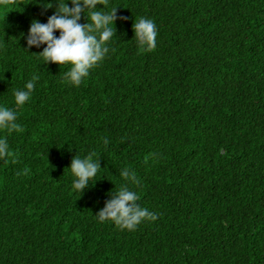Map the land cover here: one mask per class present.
<instances>
[{
    "label": "trees",
    "instance_id": "obj_1",
    "mask_svg": "<svg viewBox=\"0 0 264 264\" xmlns=\"http://www.w3.org/2000/svg\"><path fill=\"white\" fill-rule=\"evenodd\" d=\"M55 8L0 0V103L40 78L0 159V264H264V0H107L116 35L79 87L25 49ZM139 17L154 49L136 42ZM76 154L102 168L84 193ZM122 186L156 219L101 222Z\"/></svg>",
    "mask_w": 264,
    "mask_h": 264
},
{
    "label": "clouds",
    "instance_id": "obj_2",
    "mask_svg": "<svg viewBox=\"0 0 264 264\" xmlns=\"http://www.w3.org/2000/svg\"><path fill=\"white\" fill-rule=\"evenodd\" d=\"M51 8L52 3H47ZM71 4V7H69ZM107 0H56V8L46 23L32 20L26 40L27 51L36 47L43 50L38 54L44 64L55 63L70 65L65 73V81L79 87L90 72L101 63L109 53V43L116 35V11L110 13L103 10ZM102 5L103 8H98ZM82 16L86 23L79 21ZM134 37L141 49H154L156 46L157 29L150 18L139 17L132 25ZM59 33L57 36L56 33ZM114 50V49H113ZM39 76L34 75L25 82L23 88L13 90L16 108L7 103H0V159L12 155L8 143V135L13 132H22L23 128L17 122V108H23L31 99L36 89ZM107 144V140L105 141ZM94 154L80 157L77 154L72 158L68 168L73 177L72 188L76 192L84 193L95 184L97 173L101 168L99 159ZM121 177L132 183H138L135 173L125 168ZM93 182V183H90ZM110 199L105 207L96 215L101 222L110 221L121 229L135 230L145 220H155V214L142 208L137 201L139 195L122 186L116 193H109Z\"/></svg>",
    "mask_w": 264,
    "mask_h": 264
}]
</instances>
